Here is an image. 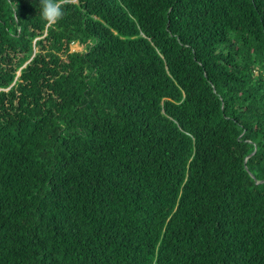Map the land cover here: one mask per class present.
<instances>
[{
  "label": "trees",
  "instance_id": "1",
  "mask_svg": "<svg viewBox=\"0 0 264 264\" xmlns=\"http://www.w3.org/2000/svg\"><path fill=\"white\" fill-rule=\"evenodd\" d=\"M58 2L0 0V264H264V0Z\"/></svg>",
  "mask_w": 264,
  "mask_h": 264
},
{
  "label": "clouds",
  "instance_id": "2",
  "mask_svg": "<svg viewBox=\"0 0 264 264\" xmlns=\"http://www.w3.org/2000/svg\"><path fill=\"white\" fill-rule=\"evenodd\" d=\"M40 14L49 24H53L64 15V10L58 0H41Z\"/></svg>",
  "mask_w": 264,
  "mask_h": 264
},
{
  "label": "rangeland",
  "instance_id": "3",
  "mask_svg": "<svg viewBox=\"0 0 264 264\" xmlns=\"http://www.w3.org/2000/svg\"><path fill=\"white\" fill-rule=\"evenodd\" d=\"M81 48L78 47V45L73 46V50H80Z\"/></svg>",
  "mask_w": 264,
  "mask_h": 264
}]
</instances>
